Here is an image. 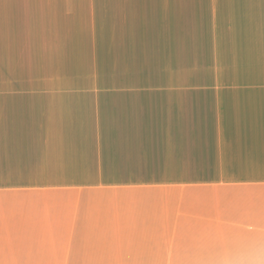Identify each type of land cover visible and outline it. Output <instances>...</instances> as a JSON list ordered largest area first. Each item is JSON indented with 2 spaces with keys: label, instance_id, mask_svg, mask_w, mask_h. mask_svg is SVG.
Listing matches in <instances>:
<instances>
[{
  "label": "crops",
  "instance_id": "1",
  "mask_svg": "<svg viewBox=\"0 0 264 264\" xmlns=\"http://www.w3.org/2000/svg\"><path fill=\"white\" fill-rule=\"evenodd\" d=\"M264 208V0H0V243L24 203Z\"/></svg>",
  "mask_w": 264,
  "mask_h": 264
},
{
  "label": "clouds",
  "instance_id": "2",
  "mask_svg": "<svg viewBox=\"0 0 264 264\" xmlns=\"http://www.w3.org/2000/svg\"><path fill=\"white\" fill-rule=\"evenodd\" d=\"M7 219L15 234L7 247L0 243V264H264V208L248 218L256 225L249 230L243 221L177 216L156 197L106 195L82 213L70 262L66 211L24 203Z\"/></svg>",
  "mask_w": 264,
  "mask_h": 264
}]
</instances>
